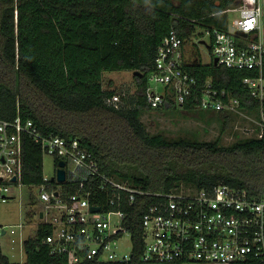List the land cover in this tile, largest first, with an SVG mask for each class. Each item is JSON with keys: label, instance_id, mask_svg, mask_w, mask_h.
I'll list each match as a JSON object with an SVG mask.
<instances>
[{"label": "trees", "instance_id": "16d2710c", "mask_svg": "<svg viewBox=\"0 0 264 264\" xmlns=\"http://www.w3.org/2000/svg\"><path fill=\"white\" fill-rule=\"evenodd\" d=\"M237 4L239 0H0V119L20 115L32 119L43 134L78 138L97 157L102 172L146 191L168 192L180 183L198 188L225 183L260 197L264 137L230 145L220 138H169L151 133L142 119L154 110L145 90L162 40L173 29L184 40L186 68L200 84L211 79L238 97L243 110H256L259 102L243 78L257 73L217 65L212 58L205 63L195 42L206 29H226L225 10ZM188 41L192 49L186 47ZM206 44L211 54V44ZM115 70L142 72L135 75L136 95L120 96L118 107L108 102L115 89L103 86V73ZM168 108L206 112L224 130L234 114L203 110L192 102L179 107L171 100L156 109ZM43 155L40 144L25 140L23 184L43 182ZM65 187L75 190L74 184ZM151 200L142 195L126 207L133 242L128 261L79 264H142V216ZM50 231L38 223L34 236L23 241L24 262L12 261L0 245V264H71L43 242ZM232 264L263 263L250 256Z\"/></svg>", "mask_w": 264, "mask_h": 264}, {"label": "built area", "instance_id": "2783aa9c", "mask_svg": "<svg viewBox=\"0 0 264 264\" xmlns=\"http://www.w3.org/2000/svg\"><path fill=\"white\" fill-rule=\"evenodd\" d=\"M239 3L225 10L226 29H206L195 42L209 38L211 57L217 59V65L257 73L244 77L243 82L259 102L252 136L263 138L264 0ZM231 13L237 16L230 21ZM238 30L246 35L237 34ZM184 47V40L174 29L162 40L145 90L151 107L160 108L171 100L179 107L192 102L203 110L241 113L240 100L230 91L217 87L211 79L198 82L186 68L188 53ZM108 102L118 107L121 97L116 94ZM27 138L40 144L43 153L58 159L56 169L60 161L65 162V182H59L56 174L52 178L43 174V182L31 186H39L42 208L38 223L51 229L43 242L51 253L64 255L69 263L128 261L133 242L126 207L149 195L152 200L142 216V264H232L250 256L264 264V193L251 196L246 189L225 183L212 188L181 183L168 192L146 191L130 180L102 172L97 157L78 138L43 134L32 119L20 115L13 120L0 119L3 201L14 197L11 185H23ZM67 183L74 184V192L68 191ZM17 226L23 228L25 224ZM5 227L0 226V236L7 233ZM126 233L132 242L130 254L119 249Z\"/></svg>", "mask_w": 264, "mask_h": 264}, {"label": "rangeland", "instance_id": "374dc122", "mask_svg": "<svg viewBox=\"0 0 264 264\" xmlns=\"http://www.w3.org/2000/svg\"><path fill=\"white\" fill-rule=\"evenodd\" d=\"M219 1V0H216ZM240 4V3H239ZM231 6L232 7H237ZM230 21L235 15H229ZM209 43V38L205 39ZM191 41L186 47L193 48ZM198 43V42H196ZM206 43L199 42L197 47L203 62L211 61V54ZM189 60H192L189 59ZM132 70L105 71L103 73V86L115 89L120 96L125 95L128 99L136 95L138 91V79ZM162 86L159 85V88ZM258 113L256 111L232 114L227 129L224 130L221 121L211 117L206 112L185 111L168 108L165 112L154 109L146 112L142 119L151 133H162L169 138H191L198 140H215L220 138L224 145H230L235 141L253 137V128L256 124ZM56 158L48 153L43 155V174L52 178L56 174ZM181 184V183H180ZM14 197L7 201L0 198V226H6L7 233L0 236V245L3 252L12 261L24 262L26 253L23 240L34 236L38 223V211L42 208L39 200V186L23 184L11 185ZM24 223L23 228L17 225ZM23 229V230H22ZM21 230L24 232L21 237ZM132 242L130 235L126 233L119 249L122 253L130 254Z\"/></svg>", "mask_w": 264, "mask_h": 264}, {"label": "water", "instance_id": "95a60500", "mask_svg": "<svg viewBox=\"0 0 264 264\" xmlns=\"http://www.w3.org/2000/svg\"><path fill=\"white\" fill-rule=\"evenodd\" d=\"M237 34L246 35V33L241 31V30H238ZM214 63L215 64L217 63V59H214ZM133 73H134V75H136V74L142 75V72H140L139 70H135ZM64 165H65V162L60 161L59 167L56 170V179L59 182H65V180H66V171H65ZM14 180H15V178H14ZM93 210H98V208L94 207Z\"/></svg>", "mask_w": 264, "mask_h": 264}, {"label": "bare ground", "instance_id": "6f19581e", "mask_svg": "<svg viewBox=\"0 0 264 264\" xmlns=\"http://www.w3.org/2000/svg\"><path fill=\"white\" fill-rule=\"evenodd\" d=\"M202 42H203V43H206V40H203ZM208 47H209V46H208ZM216 64H217V63H216ZM154 109H156V108H154ZM56 170H57V169H56ZM187 184H188V183H187Z\"/></svg>", "mask_w": 264, "mask_h": 264}, {"label": "crops", "instance_id": "0c3cea01", "mask_svg": "<svg viewBox=\"0 0 264 264\" xmlns=\"http://www.w3.org/2000/svg\"><path fill=\"white\" fill-rule=\"evenodd\" d=\"M38 221H39V220H38ZM37 224H38V223H37ZM23 233H24V232H23V231H21V237H22ZM23 241H24V240H23ZM20 262H21V261H20Z\"/></svg>", "mask_w": 264, "mask_h": 264}]
</instances>
